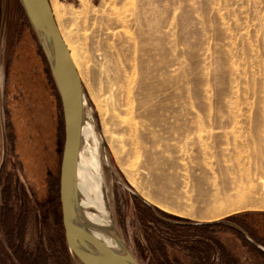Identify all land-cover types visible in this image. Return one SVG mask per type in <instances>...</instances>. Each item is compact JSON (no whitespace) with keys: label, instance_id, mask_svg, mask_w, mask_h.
<instances>
[{"label":"rangeland","instance_id":"1","mask_svg":"<svg viewBox=\"0 0 264 264\" xmlns=\"http://www.w3.org/2000/svg\"><path fill=\"white\" fill-rule=\"evenodd\" d=\"M59 2L136 258L264 264V0ZM47 64L20 1L0 0V264H80L53 212L65 133Z\"/></svg>","mask_w":264,"mask_h":264},{"label":"water","instance_id":"2","mask_svg":"<svg viewBox=\"0 0 264 264\" xmlns=\"http://www.w3.org/2000/svg\"><path fill=\"white\" fill-rule=\"evenodd\" d=\"M19 1L49 65L62 105L65 134L60 162L59 199L61 227L66 245L80 264H141L120 234L109 203L102 169L97 168L93 173L91 164L86 160V148L83 144L86 109L93 116L99 139L103 140V137L50 1ZM102 155L116 177L109 165L104 141ZM88 169L93 175L86 174ZM83 173L87 175V183L84 182ZM251 241L264 250L263 246Z\"/></svg>","mask_w":264,"mask_h":264},{"label":"bare ground","instance_id":"3","mask_svg":"<svg viewBox=\"0 0 264 264\" xmlns=\"http://www.w3.org/2000/svg\"><path fill=\"white\" fill-rule=\"evenodd\" d=\"M51 3H52L51 8L53 6L54 10H59V8H60L59 7V3L62 4L63 2L61 3V2H59V0H51ZM63 7L64 6H62V8ZM53 9H52V11H53ZM53 14H54V12H53ZM60 32H61V35H62L64 41L66 42V44H67V46L69 48L71 58H72V60H73V62L75 64V67L77 68V71H78L79 70V66H78V63H77V60H76V57H75V52H74V50L72 48V45H71L70 41L63 35L62 31H60ZM78 74H79V77L81 78L79 71H78ZM83 144H84V146L86 148L85 149L86 160L91 164V168H93V173L95 172V169H97V168H98V170H99V168H101L102 172H103L102 162H101V159H100V156L102 154V142H101V139H99V137H98V134L96 132V125H95V122L93 120V116L90 113H85V120H84V124H83ZM81 161H82V159H81ZM82 164L83 163L81 162V169H83V165ZM86 174L88 176L89 175H93L91 173L90 169H88L86 171ZM86 174L83 173V175H82L83 179H85V181H84L85 183H87V178H86L87 175ZM93 197L95 198V195H93ZM248 206L249 205L247 203L236 204V205H233L228 211L234 210V209H244V208H248ZM97 207H99V203H97Z\"/></svg>","mask_w":264,"mask_h":264},{"label":"trees","instance_id":"4","mask_svg":"<svg viewBox=\"0 0 264 264\" xmlns=\"http://www.w3.org/2000/svg\"><path fill=\"white\" fill-rule=\"evenodd\" d=\"M48 65V64H47ZM49 68V67H48ZM50 72V70H49ZM57 194L54 196V201H53V212L54 214L59 212V207H60V199H59V185L57 187V190H56ZM235 216H231L230 218H234ZM59 218V217H58ZM65 246L66 248L68 249L67 245H66V242H65Z\"/></svg>","mask_w":264,"mask_h":264},{"label":"flooded vegetation","instance_id":"5","mask_svg":"<svg viewBox=\"0 0 264 264\" xmlns=\"http://www.w3.org/2000/svg\"><path fill=\"white\" fill-rule=\"evenodd\" d=\"M164 220H166V221H171V220H169V219H167V218H163Z\"/></svg>","mask_w":264,"mask_h":264}]
</instances>
